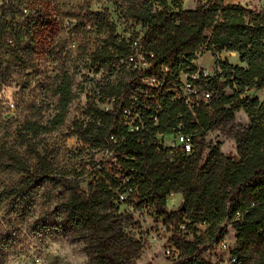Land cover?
I'll use <instances>...</instances> for the list:
<instances>
[{
  "label": "trees",
  "instance_id": "16d2710c",
  "mask_svg": "<svg viewBox=\"0 0 264 264\" xmlns=\"http://www.w3.org/2000/svg\"><path fill=\"white\" fill-rule=\"evenodd\" d=\"M124 4L123 17L141 28L143 49L154 59L146 71L128 72L127 84L103 90L99 104L112 97L122 98V106L133 103L144 126L128 131L119 125L118 114L103 113L95 104L89 105L86 122L72 125L73 135L84 146L108 151L114 164H107L111 174L102 167V176L88 185L87 192L71 181L58 180L68 187L63 206L66 220L75 230L91 234L87 244L91 264H135L141 246L122 233L118 206L113 205L116 194L112 191L118 189L117 199L126 194L134 199L129 202L134 210L150 207L151 214L172 233L177 259L171 264H212L203 253L224 240L228 225L234 233L229 252L234 264H264V100L248 96L251 92L264 95V13L223 0H197L193 10L183 9V0H126ZM95 17L99 20L96 30L108 38L93 62L126 58L127 41L114 35L105 14ZM204 52L233 53L239 65L216 58L213 76L195 83L210 98L190 110L175 99V91L181 87L182 75L196 73L193 63ZM143 79H155L162 86L148 89ZM3 82L0 79V86ZM71 89L70 76L63 72L54 87L55 116L44 127L25 122L14 145L1 147L0 171L22 174L31 181L54 180L46 166L39 174L35 169L32 173L18 150L26 148L35 155V138L63 125L73 100ZM238 111L249 119V129L236 141L238 158H226L216 147L204 156L206 135L218 124L233 120ZM174 133L190 138V154L158 144V136ZM170 195H180L182 205L168 213L165 203ZM184 219L186 231L191 225L194 231L196 226L206 227L205 233L211 236L208 244L181 238L178 225Z\"/></svg>",
  "mask_w": 264,
  "mask_h": 264
},
{
  "label": "rangeland",
  "instance_id": "374dc122",
  "mask_svg": "<svg viewBox=\"0 0 264 264\" xmlns=\"http://www.w3.org/2000/svg\"><path fill=\"white\" fill-rule=\"evenodd\" d=\"M126 0H0V149L11 147L25 122L44 127L56 114L54 97L56 80L67 72L72 82L73 100L61 127L35 138V155L19 149L21 158L29 163L32 173L49 167L51 180L30 178L11 171H0V264H91L88 259V232L81 233L66 220L63 206L68 199V187L58 180L75 183L81 192L100 178V170L114 164L111 153L84 146L72 133V125L86 122L90 104L100 106L103 90L127 84L128 72L116 61L94 63L95 52L106 45L107 33L96 30L95 15L105 14L114 27V35L133 38L138 26L127 21L121 9ZM137 1V0H135ZM204 3L206 0H199ZM250 11L264 13V0H223ZM197 0H183V9L193 10ZM95 14V15H94ZM27 28H30L29 31ZM28 32V33H27ZM219 58L239 65L235 54L213 56L204 52L193 63L196 70L214 72V60ZM106 60L102 59V62ZM101 62V63H102ZM231 94L229 90L226 91ZM251 98L264 100L262 93H249ZM249 129V119L242 112L233 120L218 124L205 137L208 154L218 148L226 158L237 159L236 141ZM169 148L170 137L160 141ZM111 174V173H110ZM115 195L118 221L128 239L138 241L141 252L135 264H171L177 254L164 255L161 241L167 228L143 207L134 210L128 195ZM118 200V201H117ZM168 213L182 205L180 195L166 198ZM180 233L188 242L208 244L206 227L196 226ZM227 244L234 235L227 231ZM156 239L157 242H153ZM212 264H231L229 254L215 250L205 255Z\"/></svg>",
  "mask_w": 264,
  "mask_h": 264
},
{
  "label": "built area",
  "instance_id": "2783aa9c",
  "mask_svg": "<svg viewBox=\"0 0 264 264\" xmlns=\"http://www.w3.org/2000/svg\"><path fill=\"white\" fill-rule=\"evenodd\" d=\"M136 34L137 35L132 39L129 40L128 38L126 40L130 52L129 55L126 58L118 61L120 66L124 68L126 72L129 73H142L148 70L151 66V62L154 59L151 54L145 52L143 49L142 46L143 31L141 30L140 27H138ZM164 70L166 71V69ZM213 73L209 74L208 71H199V72L196 71V73L190 77L187 75H182L180 77L181 87L175 91V99L182 101L184 105L190 110H192V108L194 107H198L200 102L207 101L210 98V95L206 92H202V91L200 92L197 89L195 83L198 82L200 78L208 79L212 77ZM142 83L146 86V88L152 90H160L162 86L155 79H143ZM98 108L103 113L118 114L119 125L126 128L128 131L137 130L138 128H143L144 126L139 113H137L136 109L134 108V104L131 103V105L122 106V98L120 97H112L105 99L103 100V102L100 103V106ZM153 121L156 122V118H153ZM168 137L172 139V143L169 148L162 146V143L160 142L161 140H165ZM157 140H158V144L161 147L167 149L180 148L187 155L191 153L192 145H191V140L188 136H184L180 133H174L169 135L158 136ZM146 209L151 211L150 207H147ZM186 223L187 220L185 219L181 223H179L178 225L179 233L186 232ZM202 226L203 225H200L199 227ZM228 229L230 230L231 234L234 235V233L231 230V226L228 225L226 227V231H228ZM166 233H167L166 236L162 237L161 239V241L164 243V246H162V250L164 255L169 258L177 253L174 246L171 243L172 233L169 230H167ZM233 241H234V237H233ZM153 242H157V240L154 239ZM232 248H233V242L232 244L228 245L225 237L223 241L217 244V246H214L212 249H209L206 252H204L203 257L205 255L210 256L217 249L226 251L229 254ZM229 260L231 264L235 263V259L233 257L230 256Z\"/></svg>",
  "mask_w": 264,
  "mask_h": 264
},
{
  "label": "crops",
  "instance_id": "0c3cea01",
  "mask_svg": "<svg viewBox=\"0 0 264 264\" xmlns=\"http://www.w3.org/2000/svg\"><path fill=\"white\" fill-rule=\"evenodd\" d=\"M188 10V9H187Z\"/></svg>",
  "mask_w": 264,
  "mask_h": 264
}]
</instances>
